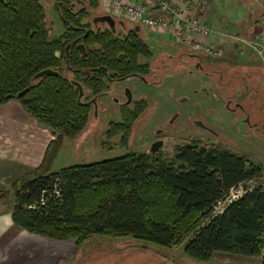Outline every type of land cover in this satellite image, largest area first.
<instances>
[{
    "label": "trees",
    "instance_id": "16d2710c",
    "mask_svg": "<svg viewBox=\"0 0 264 264\" xmlns=\"http://www.w3.org/2000/svg\"><path fill=\"white\" fill-rule=\"evenodd\" d=\"M85 3L99 10L101 0ZM64 31L52 35L39 0H0V106L17 101L28 116L57 134L42 164L12 187V222L24 231L79 247L97 236L128 237L159 247H182L183 254L207 262L214 253L249 258L264 254V186H258L214 209L229 192L261 177L262 168L246 156L219 145L191 141L175 147L171 157L130 151L119 157L52 173L62 139H75L85 129L89 112L72 81L92 88L89 68L96 63L118 76L137 70L135 55H147L142 44L119 42L110 32L80 41L84 13L57 12ZM67 23L71 26L69 27ZM99 48L92 50V47ZM122 58L117 59V55ZM77 69L73 80L63 74ZM44 70L57 76L34 80ZM27 89L22 97L18 94ZM132 124H113L107 138L120 135L127 147Z\"/></svg>",
    "mask_w": 264,
    "mask_h": 264
},
{
    "label": "rangeland",
    "instance_id": "374dc122",
    "mask_svg": "<svg viewBox=\"0 0 264 264\" xmlns=\"http://www.w3.org/2000/svg\"><path fill=\"white\" fill-rule=\"evenodd\" d=\"M39 1L44 8L47 20L50 23L48 26L51 27V34L57 36L60 35L64 30L58 21L53 7V3L57 0ZM82 3L83 2L80 4ZM100 7H102V0ZM123 21L127 24V26L134 25L131 21ZM138 27L143 29L142 31L145 30L143 26L138 25ZM147 35L149 38L146 40V43L154 57H157L158 54L163 52L174 55L173 52H170V46L173 44H169L172 41H175L174 39L168 42H162L160 37H157L156 39V37H154L155 35L150 31H148ZM236 37L237 36L226 35L222 38V40H220V44L218 45H222L226 54L231 55L238 62H245V60L249 58L252 61H257L259 70L264 75V63H262L258 57L256 58L255 55L249 54V51L240 55V52H238L239 46L234 41V38ZM238 37L245 38L246 36ZM209 39H211V36ZM178 49L180 51H184L183 48L178 47ZM167 59L169 61L168 67L172 68L168 72L170 77L163 80L159 95L160 102L151 103V107L154 111L152 114H161L160 117H151L150 112L146 111L140 119L134 123L127 147L120 146L118 138L107 142L105 132L108 127V121L112 118L113 112L117 108L115 99L123 100V98L120 97L125 87L139 86L138 91L143 93L142 95L149 93V90L145 86L141 83L133 81L132 79H128L130 81L125 80L108 84L106 88L107 95L104 99L105 109L104 112H102V116L100 114L99 116L96 115V117L98 116L97 119H93L89 116L85 129L77 138L62 139L61 149L56 153L53 164L50 167V171L55 173L73 166H82L103 160H110L130 151L147 153L149 150V144L153 140L152 130H163L165 135H168V137H165V140H163V147L160 150L165 157H171L173 155V147L175 145L177 147H182L186 144V142L181 139H196L202 144L219 145L223 149H226L234 154L246 156L252 164L262 168L261 177L250 182H245L242 186L231 190L227 196V200L218 203L215 207V215L221 212L227 202L238 198L245 192V190L253 189L258 186H264V141L260 142L259 140L256 141L253 138L249 139L239 136L238 133H236V129L232 128L233 117L226 116L227 114L222 110V101L221 99L219 100L216 95L217 90L215 86H213L214 84H211V82L209 83L210 80L198 77L199 75L195 72L194 68H190V71L194 74L192 77H189L185 71L180 70L179 68L177 70H175V68L173 69V64L177 63L179 60L178 57L171 56V58ZM63 74L72 80L74 79L65 70ZM201 87H203L202 89L211 87L213 92L210 93V95L205 96L201 92L203 90L201 89L200 91ZM169 89H173L175 91L173 92L172 99L168 97ZM195 90L196 92H194ZM135 95L137 97L138 94ZM89 97L90 93L87 92V98L89 99ZM182 97H185L186 100L181 103L178 99ZM11 102L19 105L17 101L12 100L0 106V208L2 211H12L14 206L12 187L14 183H17L23 177L29 176L42 164L46 148L51 141H55L57 139L56 133L53 134L51 129L40 125L30 116H28L30 118L29 123H16L18 119H11L17 116V118H19L22 114L25 116V111L23 112V109L20 106L17 108L14 104L9 105ZM173 111H175L176 114L171 117L170 115H173ZM168 118H170V120L166 124L165 121ZM192 119H201L204 121L203 123L211 121L214 122L213 128L216 129L219 137L213 138L210 135L201 132L198 128L192 125ZM159 127L161 128L159 129ZM183 128H185V131H182ZM15 136L20 140L16 141L13 139ZM160 136L163 137L162 132L160 133ZM23 138L24 141L22 140ZM26 141H29L28 145H30L29 147L33 149V152L28 155L23 154L24 150H22V144H25ZM102 143H106V147H103L101 145ZM32 154L35 155L31 156ZM101 237L112 241L113 244L118 243L117 246H120L121 243H127L125 244L127 245L126 247L140 246L141 248H157L161 250L166 248L128 237ZM178 248L180 249L182 247H169L168 249ZM233 257L234 258L220 260L222 262H220L217 258L215 259L217 262L210 261L208 264H262L264 254L259 258H245L242 256ZM249 259L258 260L251 262L253 260Z\"/></svg>",
    "mask_w": 264,
    "mask_h": 264
},
{
    "label": "flooded vegetation",
    "instance_id": "af4514ba",
    "mask_svg": "<svg viewBox=\"0 0 264 264\" xmlns=\"http://www.w3.org/2000/svg\"><path fill=\"white\" fill-rule=\"evenodd\" d=\"M69 2L66 3L65 1L57 0L53 3V7L61 26L62 22L57 14V12H60L61 7H65L67 9L70 7L72 12L74 10V13L85 14L80 18V26L75 28V30L77 31L80 30L81 33L75 41L76 43H78V50L79 46L82 45L80 44V41H82L83 38L89 37L90 33L97 35V33H105V31L110 32L111 35L115 37V40L119 42L125 41L131 45L139 44L140 42V44L145 46L147 49L148 56L141 54V52H138L135 55L137 70L135 72H132L131 74H127L124 76H118L116 72L108 70L106 67L101 68L103 69V72L100 74L98 72L100 66H97L96 63H93V65L89 68L90 79L93 85L92 88H87L86 86L81 85L83 90V96L81 100L84 102V105L85 103H90L89 106L85 105L88 107L90 117H92L93 119H97L99 114L102 116V112H104L105 109L104 99L107 95L106 88L108 84H113L115 82L125 81L128 79H132L135 82L141 83L149 90V93L142 95L143 93L138 91L139 86H126L120 97L123 98V100L115 99L117 108L114 110L112 118L108 121L107 129L110 127V125L113 124L121 125L127 123H131L133 128L134 123L139 120L146 111L150 112L151 117H160L161 114H152L154 111L151 107V103L160 102V88L162 86L163 80L170 77L168 72L170 69H172L168 67L169 61L167 58L175 56L178 57L179 60L177 63L173 64V69L175 68V70H177L179 68L180 70L185 71L189 77H192L194 76V74L192 71H190V68H194L195 72L199 75L198 77L210 80L209 83L211 82V84H214L213 86H215L217 90L216 95L218 96L219 100L221 99L222 101V110L227 114L226 116L233 117L232 128L236 129V133H238L239 136L249 139L253 138L256 141L259 140L260 142L264 141V75L260 72L257 61H252L249 58L245 60V62H238L231 55L226 54L225 51L221 56L214 58L199 52H192L186 47L178 44L176 41H172L173 43H169L173 44L172 46H170V52H173L174 55L163 52L158 54L157 57H154L149 46L146 43V40L149 38L147 35V30L142 31L143 29L139 28L136 25L127 26V24L123 20L112 17L108 12L104 10L103 6L102 8L99 7L100 10L96 11L90 10L87 4ZM94 11L96 12L93 13ZM108 16L113 19V28H111V26L107 22L102 20ZM67 25L71 27L68 23ZM154 37H156V39L157 37H160L162 42H168L172 40L170 38H165L159 35ZM178 47L183 48L184 51H180ZM98 48L99 45H95L92 47V50H96ZM246 52L255 55L256 58L258 57L250 50H245L242 54L240 53V55H243ZM122 56V54H118L117 59L120 60ZM259 59L262 63H264V60H262L261 58ZM77 71V69H69L68 74H70L73 78H82V76H77ZM202 88L203 87L200 88V91ZM202 90L203 91L201 92L205 96H208L213 92V89L211 87H207L206 89ZM87 92L90 93L89 99L87 98ZM173 92H175L173 89L168 90V97L171 99L173 97ZM194 92H196V90ZM135 94H138L137 97ZM178 100L182 103L184 100H186V98L182 97ZM172 104L174 105L173 102ZM173 112V115H170L171 117L176 114L175 111ZM96 115L98 116L96 117ZM170 118L165 121L166 124L167 122H169ZM191 122H193L192 125L198 128L201 132L208 134L213 138L219 137L218 132H216V129L213 128L214 122L211 121L203 123L204 121H202L201 119H192ZM198 122L201 123L200 126L197 125ZM160 128L161 127H159V129ZM152 131L153 140L149 144V150L147 153L143 152L147 156H153L161 153L160 150L163 147V140H165V137H168V135H165V132L163 130L156 131V129H153ZM182 131H185V128H183ZM161 132L163 133V137L160 136ZM120 137L121 136L118 134L112 138H107L105 132V138L107 142L118 138L119 144L121 146ZM181 140L186 142V144L191 141H199L196 139ZM158 142L162 144L158 152H156L155 154L151 153L153 144ZM101 145L103 147H106V143H102ZM175 147L176 145L173 147V151Z\"/></svg>",
    "mask_w": 264,
    "mask_h": 264
},
{
    "label": "crops",
    "instance_id": "0c3cea01",
    "mask_svg": "<svg viewBox=\"0 0 264 264\" xmlns=\"http://www.w3.org/2000/svg\"><path fill=\"white\" fill-rule=\"evenodd\" d=\"M206 1L208 11L200 17L214 32L209 39L211 43L220 44L226 35L248 36L264 30V0ZM24 114L11 119H18L17 122L13 120L16 123H29L30 118L26 112ZM13 139L20 140L16 136ZM28 142L22 144L23 154L27 155L33 152ZM11 213L0 208V264H208L217 258L220 261L237 256L214 253L209 261L198 262L182 254V248L126 247L127 243L117 246L118 243L113 244L101 236L84 241L78 247L74 240L57 241L24 231L12 222ZM249 260L255 262L258 259Z\"/></svg>",
    "mask_w": 264,
    "mask_h": 264
},
{
    "label": "built area",
    "instance_id": "2783aa9c",
    "mask_svg": "<svg viewBox=\"0 0 264 264\" xmlns=\"http://www.w3.org/2000/svg\"><path fill=\"white\" fill-rule=\"evenodd\" d=\"M104 10L112 17L143 26L155 36L174 39L192 52L217 58L224 52L221 45L213 44L209 37L214 32L200 16L206 15V0H102ZM234 41L242 54L250 50L264 60V30Z\"/></svg>",
    "mask_w": 264,
    "mask_h": 264
},
{
    "label": "water",
    "instance_id": "95a60500",
    "mask_svg": "<svg viewBox=\"0 0 264 264\" xmlns=\"http://www.w3.org/2000/svg\"><path fill=\"white\" fill-rule=\"evenodd\" d=\"M102 20L105 21V22H107V23L111 26V28L114 27L113 19H112L111 17L108 16V17H105V18L102 19ZM79 50H80V52H81V54H82V58H83L84 55H85V49H84V46H82V45L79 46ZM57 75H58V73L55 72V71H52V70H44V71H41V72L37 73V74L34 76V80H38V79H40V78H42V77H45V76H57ZM71 83H72V85H74V86L77 88V90H78L77 101H78V103H81V99H82V96H83V90H82V87H81V85H80L78 82H76V81H72ZM26 92H27V89H25L24 91L20 92V93L18 94V97H22V96H24V94H25ZM85 105L89 106L90 103H85ZM197 125L200 126L201 123L198 122ZM161 145H162V144H161L160 142H158V143H154V144H153V147L151 148V153L155 154L156 152H158V150H159V148L161 147Z\"/></svg>",
    "mask_w": 264,
    "mask_h": 264
}]
</instances>
